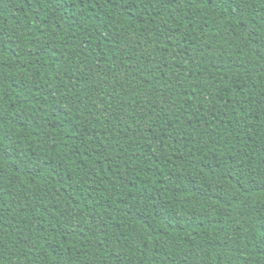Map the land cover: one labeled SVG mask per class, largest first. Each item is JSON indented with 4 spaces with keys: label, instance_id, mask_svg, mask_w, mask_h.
Masks as SVG:
<instances>
[{
    "label": "trees",
    "instance_id": "1",
    "mask_svg": "<svg viewBox=\"0 0 264 264\" xmlns=\"http://www.w3.org/2000/svg\"><path fill=\"white\" fill-rule=\"evenodd\" d=\"M0 264H264V0H0Z\"/></svg>",
    "mask_w": 264,
    "mask_h": 264
}]
</instances>
